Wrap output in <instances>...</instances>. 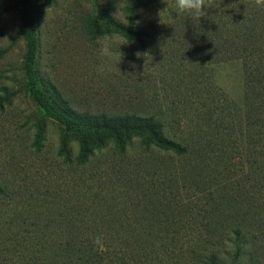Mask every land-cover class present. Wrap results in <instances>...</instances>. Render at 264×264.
Wrapping results in <instances>:
<instances>
[{"label": "trees", "instance_id": "16d2710c", "mask_svg": "<svg viewBox=\"0 0 264 264\" xmlns=\"http://www.w3.org/2000/svg\"><path fill=\"white\" fill-rule=\"evenodd\" d=\"M146 1L128 7L129 23L100 10L88 33L142 41L135 22ZM39 6L17 0L22 87L38 107L35 150L44 146L47 120L66 132L56 157L69 175L44 186L69 217L65 240L52 243L57 260L41 256L37 264L237 261L244 246L264 236V7L229 0L199 20H178L185 51L161 57V78L182 100L169 99L164 113L140 115L80 112L54 92L35 62ZM220 63L240 66V104L209 81V68ZM18 93L1 88L0 109ZM5 195L0 184V199ZM98 235L103 248L93 242Z\"/></svg>", "mask_w": 264, "mask_h": 264}, {"label": "rangeland", "instance_id": "374dc122", "mask_svg": "<svg viewBox=\"0 0 264 264\" xmlns=\"http://www.w3.org/2000/svg\"><path fill=\"white\" fill-rule=\"evenodd\" d=\"M137 1L38 0L36 67L54 92L69 98L78 111L150 115L164 113L169 99L182 100L181 90L168 88L166 77L161 78V57L169 52L181 57L185 51L179 33L186 29L178 20L193 21L176 9L175 0L146 1L135 22L145 32L140 42L114 33L99 38L88 33V23L99 19L101 11L129 23L126 11ZM228 1L206 0L205 14L217 12ZM16 5L17 0H0V89L19 92L0 109V184L8 192L0 199V264H37L41 256L57 260L53 256L58 246L52 243L66 238L63 221L69 212L48 199L44 186L45 180L59 184L69 175L56 157L66 132L47 120L44 146L37 151L31 145L38 107L22 87L25 46L18 36L21 18ZM104 48L116 55H103ZM209 73V81L241 103L238 63L211 65ZM256 241L244 246L237 261L225 264H264V236Z\"/></svg>", "mask_w": 264, "mask_h": 264}, {"label": "clouds", "instance_id": "9594fccd", "mask_svg": "<svg viewBox=\"0 0 264 264\" xmlns=\"http://www.w3.org/2000/svg\"><path fill=\"white\" fill-rule=\"evenodd\" d=\"M254 5L256 7H264V0H254ZM175 7L180 13H187L190 18L199 20L201 16H204V9L208 8V4L206 3V0H175ZM102 54L107 56L116 55L108 48L102 49ZM137 55L139 56V53ZM103 241L104 238L99 235L93 240L94 244L100 248H103Z\"/></svg>", "mask_w": 264, "mask_h": 264}]
</instances>
